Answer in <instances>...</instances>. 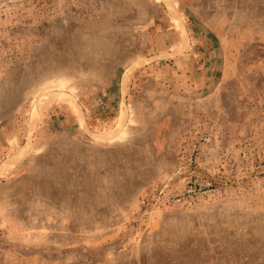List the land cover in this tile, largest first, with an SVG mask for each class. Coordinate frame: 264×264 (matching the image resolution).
I'll use <instances>...</instances> for the list:
<instances>
[{
	"label": "rangeland",
	"instance_id": "374dc122",
	"mask_svg": "<svg viewBox=\"0 0 264 264\" xmlns=\"http://www.w3.org/2000/svg\"><path fill=\"white\" fill-rule=\"evenodd\" d=\"M0 264H264V0H0Z\"/></svg>",
	"mask_w": 264,
	"mask_h": 264
},
{
	"label": "bare ground",
	"instance_id": "6f19581e",
	"mask_svg": "<svg viewBox=\"0 0 264 264\" xmlns=\"http://www.w3.org/2000/svg\"><path fill=\"white\" fill-rule=\"evenodd\" d=\"M62 99H65L64 96L62 94H58L56 96H54V100L55 101H59V100H62ZM42 112V109L41 107H39L36 111H35V114L34 116L37 118Z\"/></svg>",
	"mask_w": 264,
	"mask_h": 264
}]
</instances>
